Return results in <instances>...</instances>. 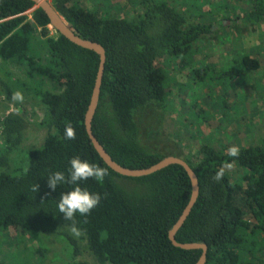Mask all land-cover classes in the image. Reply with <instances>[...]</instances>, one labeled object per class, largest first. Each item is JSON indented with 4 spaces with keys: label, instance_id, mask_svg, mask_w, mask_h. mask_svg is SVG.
<instances>
[{
    "label": "trees",
    "instance_id": "obj_1",
    "mask_svg": "<svg viewBox=\"0 0 264 264\" xmlns=\"http://www.w3.org/2000/svg\"><path fill=\"white\" fill-rule=\"evenodd\" d=\"M137 1L144 10L129 18L98 13L74 0L51 1L76 34L105 49L92 131L111 157L128 168H145L166 156L140 143L136 120L137 114L145 110L169 109V74L158 61L180 57L181 66H186L192 44L209 36L215 25L188 23L166 1ZM250 1V9L239 18L245 23H264V0ZM49 25L43 10L31 0H0V57L24 58L37 74L62 85L59 92L40 94L48 107V130L39 147L23 148L27 122L21 115L5 111L0 117V230L21 228L35 234L63 235L72 247L70 256L66 262L52 260L50 264H89L76 259L81 249L70 233L72 222L65 221L57 207L61 194L73 186L58 184L52 190L46 182L55 171L67 176L70 160L78 156L108 170L101 182H79L89 192L99 193L101 201L87 217H75L77 227L83 230L79 237L99 264H195L200 249L176 247L168 238V230L191 194L186 171L171 164L152 174L129 178L104 163L84 126L99 55L58 32L51 33ZM218 25L225 24L220 20ZM36 30L51 54L47 66L37 64L27 54ZM242 63L241 69L222 74L245 76L260 67L258 60L249 55L242 56ZM204 70L207 77L208 65L196 69L198 79H204ZM0 88L4 100L11 101L9 85L0 81ZM69 123L75 129V140L64 138ZM237 147L239 156L230 157L227 151L203 144L195 160L184 159L198 177L199 195L175 238L181 243H205V264H264V137ZM232 163L247 170L240 183L230 181L226 170L219 182L211 178ZM35 183L38 191L33 193Z\"/></svg>",
    "mask_w": 264,
    "mask_h": 264
},
{
    "label": "rangeland",
    "instance_id": "obj_2",
    "mask_svg": "<svg viewBox=\"0 0 264 264\" xmlns=\"http://www.w3.org/2000/svg\"><path fill=\"white\" fill-rule=\"evenodd\" d=\"M52 1V0H49ZM86 9H96L118 17H137L143 7L137 0H74ZM166 1L188 23L215 24L209 36H202L190 47L184 67L180 57L160 59L167 70L168 111L145 110L137 114L139 141L153 151L195 160L203 144L225 152L231 146L250 145L264 137V23L243 22L239 17L251 6L250 0H159ZM27 11L26 14H30ZM222 20L224 26H219ZM51 33L56 32L49 25ZM28 56L37 64L51 63L47 43L36 30L30 41ZM258 60L260 67L247 75H223L243 67L242 56ZM208 65L204 79L196 69ZM180 66V67H179ZM221 74V75H220ZM194 75L196 76L195 78ZM0 81L12 92L7 102L0 88V117L5 111L21 115L27 122L23 148L39 147L47 134L48 107L42 92H59L62 85L44 74H37L24 58L0 57ZM21 92L23 102L13 99ZM2 138L0 137V146ZM226 169L232 182L240 183L246 169L232 163ZM129 185L132 181L119 180ZM74 237V236H73ZM81 253L78 260L99 264L86 250L84 240L74 237ZM71 245L60 234H35L21 228L0 230V264H50L66 262ZM106 264H112L107 262Z\"/></svg>",
    "mask_w": 264,
    "mask_h": 264
},
{
    "label": "water",
    "instance_id": "obj_3",
    "mask_svg": "<svg viewBox=\"0 0 264 264\" xmlns=\"http://www.w3.org/2000/svg\"><path fill=\"white\" fill-rule=\"evenodd\" d=\"M31 1L34 2L36 7H39L43 10V12L45 13V15L49 20V24L55 29L56 32L67 38L72 43L80 47H83L85 49L93 50L99 55V65H98L91 97L89 100V104L84 116V126L92 146L94 147L100 158L104 161V163L113 171H115L117 174L129 178L143 177L152 174L158 170H161L164 167L171 164H178L182 166L186 171L191 183V194L188 202L183 208L178 219L168 230V238L171 241V243L176 247L186 250L200 249L201 253L195 264H205L207 250H208V246L205 243L203 242L181 243L178 242L175 238L176 233L185 222L187 216L191 212L199 195V181L194 169L183 158L174 155H167L162 159H160L155 164H152L145 168H128L119 164L111 157V155L104 149L103 145L98 141V139L95 137L92 131V120L99 104L100 88L104 74V66L106 62V53L104 47L98 42L83 38L78 34H76L69 27L68 23L62 17V15L54 8L51 1L49 0H31Z\"/></svg>",
    "mask_w": 264,
    "mask_h": 264
},
{
    "label": "clouds",
    "instance_id": "obj_4",
    "mask_svg": "<svg viewBox=\"0 0 264 264\" xmlns=\"http://www.w3.org/2000/svg\"><path fill=\"white\" fill-rule=\"evenodd\" d=\"M15 101L23 102V95L17 91L13 95ZM65 139L75 140L76 132L71 124L65 126ZM227 155L230 157L239 156V148L231 146L227 150ZM231 164H226L216 171L211 177L214 181L219 182L224 176L226 169H231ZM108 175V170L99 166L96 163H90L87 160H81L78 156L70 160V171L67 176L62 171H55L47 176V185L50 189L55 190L57 185H72L70 191L62 193L57 207L60 213L63 214L65 221H71L69 226L70 233L74 237H79L83 234V230L77 227L76 215L87 217L93 209H95L100 201L99 193H91L88 190L79 186V182L95 179L97 182L103 181ZM38 191V185L35 183L32 187V192Z\"/></svg>",
    "mask_w": 264,
    "mask_h": 264
}]
</instances>
